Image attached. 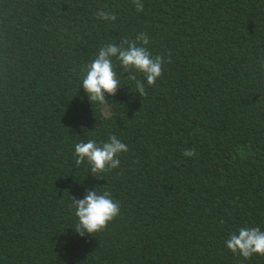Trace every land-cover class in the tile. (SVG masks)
Returning a JSON list of instances; mask_svg holds the SVG:
<instances>
[{"label": "trees", "instance_id": "obj_1", "mask_svg": "<svg viewBox=\"0 0 264 264\" xmlns=\"http://www.w3.org/2000/svg\"><path fill=\"white\" fill-rule=\"evenodd\" d=\"M142 3L0 0V264H264L225 245L264 231V0ZM140 33L162 75L140 97L113 59L106 115L80 69ZM110 133L128 147L118 168L76 166V143ZM93 188L120 214L81 237L71 197Z\"/></svg>", "mask_w": 264, "mask_h": 264}, {"label": "clouds", "instance_id": "obj_2", "mask_svg": "<svg viewBox=\"0 0 264 264\" xmlns=\"http://www.w3.org/2000/svg\"><path fill=\"white\" fill-rule=\"evenodd\" d=\"M137 12L144 10L142 0H132ZM96 18L104 21L116 20V14L103 8L95 13ZM119 44L109 43L102 46L94 59L83 66L80 71L84 73L80 87L82 86L89 102L99 104L106 115H111L112 108L109 97L115 96L118 91L120 77L114 68L113 59L119 62L123 70L120 74L127 73V78L135 83L136 92L140 97L147 95L146 86H152L162 75V66L165 58L153 56L146 45L149 39L146 33H140L133 39L124 38ZM168 62H171L170 59ZM264 67V59L260 61ZM137 73L142 78H138ZM79 87V88H80ZM127 145L116 135L109 134L107 139L97 142L89 139L81 140L74 145L76 166L85 161L90 165V173H104L118 168L120 165L119 155L127 152ZM183 155L192 158L197 155L194 149H185ZM72 207L78 220L75 232L81 237L100 232L107 227L120 214V204L115 201L110 192L86 189L82 199L71 197ZM227 249L233 254H238L244 259L251 258L254 254L264 256V231L259 227H242L238 234L233 233L225 241Z\"/></svg>", "mask_w": 264, "mask_h": 264}]
</instances>
